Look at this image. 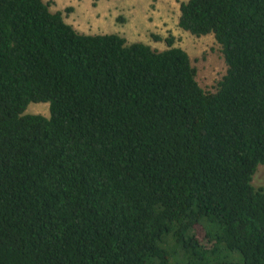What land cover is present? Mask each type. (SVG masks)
I'll list each match as a JSON object with an SVG mask.
<instances>
[{"label":"trees","instance_id":"16d2710c","mask_svg":"<svg viewBox=\"0 0 264 264\" xmlns=\"http://www.w3.org/2000/svg\"><path fill=\"white\" fill-rule=\"evenodd\" d=\"M179 12L222 46L215 92L172 36L158 50L0 0V264H264V0ZM39 102L48 117L25 113Z\"/></svg>","mask_w":264,"mask_h":264},{"label":"rangeland","instance_id":"374dc122","mask_svg":"<svg viewBox=\"0 0 264 264\" xmlns=\"http://www.w3.org/2000/svg\"><path fill=\"white\" fill-rule=\"evenodd\" d=\"M52 12L61 11L64 20L84 34L116 33L127 43L143 42L154 49H166L164 39L184 49L196 69V80L207 92H215L226 74L222 46L213 34L195 36L178 25L179 5L186 0H43ZM66 8H70L66 11ZM161 39L157 40L154 37ZM25 113L49 116V104L30 103ZM252 183L264 189V165H257ZM221 259L242 262L238 252L221 253Z\"/></svg>","mask_w":264,"mask_h":264}]
</instances>
